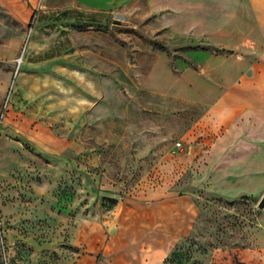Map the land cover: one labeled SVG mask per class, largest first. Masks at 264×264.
Listing matches in <instances>:
<instances>
[{
    "label": "rangeland",
    "instance_id": "obj_1",
    "mask_svg": "<svg viewBox=\"0 0 264 264\" xmlns=\"http://www.w3.org/2000/svg\"><path fill=\"white\" fill-rule=\"evenodd\" d=\"M169 20L152 0H0V264H96L153 193L194 208L162 264H264V186L214 191L208 165L264 89L226 80L225 26Z\"/></svg>",
    "mask_w": 264,
    "mask_h": 264
},
{
    "label": "crops",
    "instance_id": "obj_2",
    "mask_svg": "<svg viewBox=\"0 0 264 264\" xmlns=\"http://www.w3.org/2000/svg\"><path fill=\"white\" fill-rule=\"evenodd\" d=\"M151 1V0H150ZM152 0L155 10L170 18L168 24L185 26H225L220 33L227 40L231 61L226 64L228 80L230 73H241V80L248 84V97L253 98V89H264V79L256 82L255 75L264 74L259 57L240 54L239 50L264 51V0ZM251 13V14H250ZM251 16L254 21H251ZM174 18H179L174 20ZM252 23L259 28L251 27ZM194 32L196 29L193 30ZM9 76L0 75V96L6 91ZM240 81V79L238 80ZM236 81L233 85H235ZM230 86V83H227ZM247 97V96H246ZM237 120V119H236ZM241 130L233 141L224 146L209 148L210 187L223 194H233V184L246 185L252 180L257 187L264 186V107H246L238 117ZM238 126V125H237ZM243 188V187H241ZM240 188V189H241ZM164 193V192H163ZM152 200L129 206V215L118 223L113 242L106 244L103 256L96 264H162L178 241L188 232L194 208L186 198L176 196L163 199L161 194L150 195ZM161 198V199H160ZM121 226L139 232L144 239L136 247L131 244L123 249L118 246ZM157 240H152V239ZM121 247V250L118 248ZM90 257L83 256L76 264H89Z\"/></svg>",
    "mask_w": 264,
    "mask_h": 264
},
{
    "label": "water",
    "instance_id": "obj_3",
    "mask_svg": "<svg viewBox=\"0 0 264 264\" xmlns=\"http://www.w3.org/2000/svg\"><path fill=\"white\" fill-rule=\"evenodd\" d=\"M258 208H260V209L264 208V194H263V196L260 198V200L258 202Z\"/></svg>",
    "mask_w": 264,
    "mask_h": 264
}]
</instances>
